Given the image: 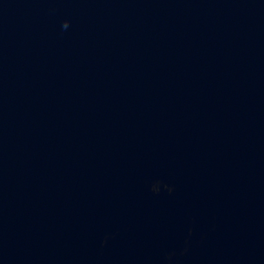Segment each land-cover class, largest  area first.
Returning a JSON list of instances; mask_svg holds the SVG:
<instances>
[{
  "label": "water",
  "instance_id": "95a60500",
  "mask_svg": "<svg viewBox=\"0 0 264 264\" xmlns=\"http://www.w3.org/2000/svg\"><path fill=\"white\" fill-rule=\"evenodd\" d=\"M0 264H264V0H0Z\"/></svg>",
  "mask_w": 264,
  "mask_h": 264
},
{
  "label": "clouds",
  "instance_id": "9594fccd",
  "mask_svg": "<svg viewBox=\"0 0 264 264\" xmlns=\"http://www.w3.org/2000/svg\"><path fill=\"white\" fill-rule=\"evenodd\" d=\"M64 27H65V28L67 27V22L64 23Z\"/></svg>",
  "mask_w": 264,
  "mask_h": 264
}]
</instances>
